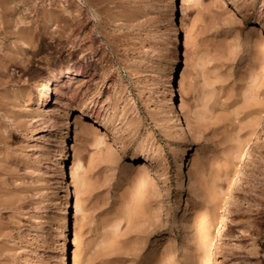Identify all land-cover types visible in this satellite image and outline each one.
<instances>
[{
  "label": "rangeland",
  "instance_id": "1",
  "mask_svg": "<svg viewBox=\"0 0 264 264\" xmlns=\"http://www.w3.org/2000/svg\"><path fill=\"white\" fill-rule=\"evenodd\" d=\"M51 1L0 0V264H73L75 230L80 264H196V207L213 264H264V0ZM65 67L82 76L33 118ZM133 156L152 174L128 217Z\"/></svg>",
  "mask_w": 264,
  "mask_h": 264
},
{
  "label": "bare ground",
  "instance_id": "2",
  "mask_svg": "<svg viewBox=\"0 0 264 264\" xmlns=\"http://www.w3.org/2000/svg\"><path fill=\"white\" fill-rule=\"evenodd\" d=\"M182 1L187 2V0H182ZM258 27L260 31V37H261V42L259 43V46H258L259 54L261 55V64L254 69V71L251 73V76H250V80H251L250 85L251 87H253V89L259 87L261 79L264 75V24H260ZM4 58H7V59L5 60ZM4 58L0 60V77L6 76L5 72L2 71L4 70L3 67L5 68L6 62L13 60L12 59L13 57L11 56L10 57L4 56ZM79 76H82L81 72H79V69L71 68V67H65L63 69L52 70L51 72H48L47 74L42 76L37 81V84H35L34 86L33 103L36 108H34L35 110L33 109L31 113L33 115V118L47 119L50 116V111H51L50 108H51L52 100H53V97L51 95L52 86L53 87L59 86L60 91H59V94L57 95H59L60 99L66 100L68 98L67 84L75 83L76 81H78L77 78ZM63 111H65L63 115H69L71 109L67 106H63ZM100 139L98 138V143L101 141ZM242 145H243L242 142L241 143L239 142L238 146L235 147L236 149L234 152L237 155V158L239 157L238 159H240L243 156V154H245L244 146L242 147ZM133 160L135 161V166H136L135 168L137 169L138 175H137V180L133 183L132 191L129 192L130 193L129 194L130 210L126 215L128 217L134 212L135 206L137 202L140 200L143 190L147 187L148 181L151 178V174H152V169H151L150 164L146 162H142L138 156H133ZM75 174L76 173L74 170L71 171L72 183L75 186L74 208H75V212L78 213V211L80 212L81 209H80V199L78 197L79 196V186H78L79 183L77 181V177ZM233 178L232 179L230 178L231 179L230 184H232L233 183L232 181L235 180V179L233 180ZM262 182L263 180L261 181V183ZM228 187H232V186H228ZM225 220H226L225 213L221 214L219 224L216 227L217 235L218 234L220 235L223 229L225 228ZM189 221H190L191 229L196 233V236L199 242V254L197 256V260L195 261V263L196 264H213V247H214L215 235L212 231L213 223L210 220V216L208 212H206L200 207H196L194 208L191 214V217L189 218ZM72 244L75 247V249L73 250V254H72L73 256L72 263L80 264V258H79L80 241H79V233L77 230H75L74 232V238H73ZM173 260H174V254H170L166 258L163 264H172Z\"/></svg>",
  "mask_w": 264,
  "mask_h": 264
}]
</instances>
